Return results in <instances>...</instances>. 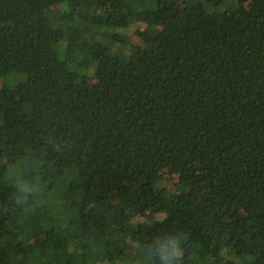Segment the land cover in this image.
<instances>
[{"label": "trees", "instance_id": "16d2710c", "mask_svg": "<svg viewBox=\"0 0 264 264\" xmlns=\"http://www.w3.org/2000/svg\"><path fill=\"white\" fill-rule=\"evenodd\" d=\"M231 1L0 0V157L46 161L22 207L0 169V264H142L169 229L264 264V0Z\"/></svg>", "mask_w": 264, "mask_h": 264}, {"label": "clouds", "instance_id": "9594fccd", "mask_svg": "<svg viewBox=\"0 0 264 264\" xmlns=\"http://www.w3.org/2000/svg\"><path fill=\"white\" fill-rule=\"evenodd\" d=\"M33 159L37 165V174L29 178L26 174L21 175L23 171L21 166L26 162L27 156L14 157L11 162L0 157V169H3L6 175L15 177L10 183L14 206L26 205L30 197L36 199V195L41 191L42 173L39 169L46 161L43 158ZM160 223L163 224L165 221ZM187 239L188 236L177 229L155 234L146 243L141 244L142 264H185Z\"/></svg>", "mask_w": 264, "mask_h": 264}, {"label": "rangeland", "instance_id": "374dc122", "mask_svg": "<svg viewBox=\"0 0 264 264\" xmlns=\"http://www.w3.org/2000/svg\"><path fill=\"white\" fill-rule=\"evenodd\" d=\"M251 2H247V3H238V2H235V1H231L229 0L228 2V5H227V8L230 10V11H242V10H245V9H248L251 7ZM144 27V26H143ZM143 30H146V28L144 27ZM115 33L111 32V35H113ZM125 38L127 40H129V43H131L132 45H136V46H142L143 45V41L134 33H126L125 34ZM114 50L118 51V52H121V53H128V49H124V48H120L118 46L114 47ZM167 176H169L168 173H165ZM170 178L175 181L176 180V177H173V176H170ZM115 203V202H113ZM118 214V209H114L112 211L109 212V217H115L116 215ZM113 232H111L109 234V237L110 238H113Z\"/></svg>", "mask_w": 264, "mask_h": 264}]
</instances>
